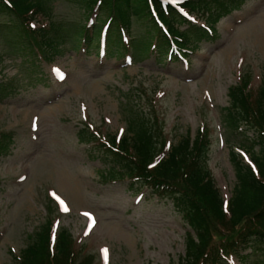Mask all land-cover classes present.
Instances as JSON below:
<instances>
[{
  "label": "rangeland",
  "instance_id": "1",
  "mask_svg": "<svg viewBox=\"0 0 264 264\" xmlns=\"http://www.w3.org/2000/svg\"><path fill=\"white\" fill-rule=\"evenodd\" d=\"M51 4L53 20L75 29L91 9L81 0ZM13 20L0 11V78L7 80L0 87V131L10 136L0 154V264H17L20 250L51 218L82 254L94 255V264H174L189 230L181 212L145 186L104 179L106 159L81 139L80 128L123 134L126 103L145 111L153 104L170 144L205 124L208 165L228 200L235 182L229 149L239 139L226 128L223 108L242 72L251 71L253 84L264 78V0H245L223 15L214 25L218 36L199 42L186 60L133 56L132 49L104 56L95 45L85 53L61 31L63 47L47 63L17 47L23 39ZM149 29L133 18L129 33L147 41ZM243 254L245 260L232 256L224 264H259L263 256L250 248Z\"/></svg>",
  "mask_w": 264,
  "mask_h": 264
},
{
  "label": "trees",
  "instance_id": "2",
  "mask_svg": "<svg viewBox=\"0 0 264 264\" xmlns=\"http://www.w3.org/2000/svg\"><path fill=\"white\" fill-rule=\"evenodd\" d=\"M81 1L91 9L85 22L74 23L76 29L53 20L51 0H0V11L17 18L9 22L24 40L17 47L47 63L63 47L61 31L85 53L95 45L97 54L102 49L104 56L132 49L133 56L142 52L167 60L186 58L199 49V42L216 38L214 25L245 0H185L182 6L194 21L167 0ZM92 15L96 16L93 22ZM133 18L151 24L147 41L136 42L129 33ZM252 81L251 71L242 72L228 87V105L223 108L226 128L239 139L229 149L235 182L227 201L208 165L211 131L205 124L194 136L186 134L169 144L153 104L145 111L126 103L127 125L121 136L80 128L81 139L106 159L101 172L104 179H126L130 186H145L158 197L171 198L181 212L189 230L184 254L174 264H223L233 254L245 260L242 251L248 248L261 252L259 264H264V78L256 84ZM6 85L7 80L0 78V87ZM9 138V132L0 131V154L8 150ZM82 248L68 229L53 231L49 219L20 250L17 264H94V255L82 254Z\"/></svg>",
  "mask_w": 264,
  "mask_h": 264
},
{
  "label": "snow or ice",
  "instance_id": "3",
  "mask_svg": "<svg viewBox=\"0 0 264 264\" xmlns=\"http://www.w3.org/2000/svg\"><path fill=\"white\" fill-rule=\"evenodd\" d=\"M58 71V70H57ZM66 210V209H65ZM86 215H88V214H86ZM106 251V250H105Z\"/></svg>",
  "mask_w": 264,
  "mask_h": 264
}]
</instances>
